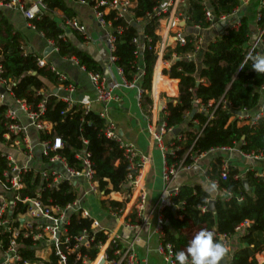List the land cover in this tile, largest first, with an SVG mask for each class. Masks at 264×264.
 <instances>
[{"label":"trees","instance_id":"1","mask_svg":"<svg viewBox=\"0 0 264 264\" xmlns=\"http://www.w3.org/2000/svg\"><path fill=\"white\" fill-rule=\"evenodd\" d=\"M84 1L87 5L94 6L95 0ZM162 1L135 0V6L131 10L133 24L117 19L113 11L105 16V19L111 22L112 29L118 26L122 28L120 34L113 32L115 41L112 54L115 57L114 65L121 69L127 82H132L134 77L139 75V59L142 62L143 69L138 82L143 90L141 104L144 110L151 104L148 92L156 61L155 46L160 41L155 34L158 17L154 16L153 9ZM41 2L45 7L44 12L30 20L34 30L52 43L59 58H74L86 73L103 74L101 65L68 38L64 22L74 18L75 11L64 0ZM239 5V0H184L181 14L185 26L205 30L210 27L205 18V8H209L215 19H218L233 13ZM56 12L61 13L58 20L54 16ZM257 14L258 16L254 17V26L261 32V43L252 51L251 25L254 12L250 8L246 14L241 15L237 29L228 28L220 37L207 42L199 51L195 45L198 37L191 35L185 36L183 46H168L163 60L169 61L170 64L168 69L163 70V75L175 80H169L159 74L160 66H156L155 96L159 91L175 96V85L178 82V96L174 99V104L172 100L166 104L163 121L170 129H180L182 125L186 127L180 129L183 143L177 152L179 157L192 144L195 154L236 146L244 154L264 156V117L258 119L253 126L239 125L232 119L235 113L241 110L253 111L263 98L259 90L264 86V74L252 70L249 57L264 54V0ZM183 29L184 27L180 28ZM70 32L78 43H84L81 35L75 31ZM139 32L143 37V49L136 53L137 47L132 40L139 36ZM188 55H200L198 71L194 60L188 58ZM39 58L41 57L26 51L23 35L12 27L5 13L0 11V82L10 85V97L14 100H24L33 112H38V106L44 102L40 119L51 124L52 128L49 133H39L40 139L52 141L54 137H59L63 148L56 153L65 159L70 168L77 171L81 170L82 163L76 158V154L84 150L89 156L93 180L98 183L99 190L105 195L123 193L127 176L134 171L124 159L119 145L105 137V121L94 112H86L80 104L68 109L65 102L46 95L45 82L57 86L58 80L48 64L42 68L38 67ZM195 100H200L203 105L212 103L209 110H213V114L210 119L208 114L197 111ZM6 109L7 104H0V140H3L2 135L7 132L6 123H11L5 119ZM188 116L190 119L186 121ZM221 161L222 156L212 160L207 177L218 182V192L224 195L214 198L213 209L208 210L211 194L204 186H181L179 193L172 199L174 206L164 211L168 226L164 230L163 243H170L176 254L186 249L189 241L202 229L212 231L216 239L222 240L220 235L233 236L238 225L248 222L249 227L242 235L237 236L239 246L226 256H230L228 264H256L255 256L264 250V175L248 172L244 177L247 181L245 188L243 179L232 166L228 167L226 179L221 180ZM6 170L7 161L0 155V177H3L2 174ZM23 182L25 187L18 192L21 198H34L39 192L43 203L51 201L59 207H65L77 198L75 189L68 182L63 181L57 188H50L37 172L25 173ZM226 194H230V197ZM124 203L102 201L103 207L112 211L123 209ZM26 211L27 206L18 203L13 208L12 215L24 214ZM132 219V222H135L134 216ZM80 222L78 215L71 217L69 236H77L84 229H89V223ZM105 239L102 234H97L95 243L99 240L104 242ZM17 243L28 246L31 242L20 237ZM6 244L7 239L4 241V245ZM19 250L24 260L30 263L38 261L34 258V252L28 248ZM97 252L98 249L94 247L88 254L93 259ZM43 264H56V257L51 255L50 263Z\"/></svg>","mask_w":264,"mask_h":264},{"label":"built area","instance_id":"2","mask_svg":"<svg viewBox=\"0 0 264 264\" xmlns=\"http://www.w3.org/2000/svg\"><path fill=\"white\" fill-rule=\"evenodd\" d=\"M240 5L233 13L221 16L215 19L211 10L205 8V18L210 23V27L218 22L228 21L233 18L234 23L228 28L237 29L240 26V16L238 12L241 10L249 0H239ZM77 3L87 5L84 0H78ZM92 10L96 23L107 30L106 43L110 51L109 62L114 65L115 57L113 56L115 36L113 32L120 34L122 28L120 26L112 29L111 22L105 19L111 11L115 13L117 19H123L128 24H133V14L131 10L135 3L133 0H95ZM184 0H163L156 8L153 9V14L158 17V26L164 21L167 28V37L172 40V47L176 44L183 46L185 44V36L181 33L179 27L181 22H185L181 12L176 11V7L183 4ZM204 4L205 1L203 2ZM263 5L261 0L260 6ZM3 9H17L19 10L28 22L30 28L34 27L30 24V20L41 15L45 7L41 0L36 3L28 5L24 0H0V11ZM164 15V16H163ZM165 18V19H164ZM162 19H164L162 21ZM64 26L69 31H75L82 36L84 42H88L90 37L86 34L85 26L77 19L72 18L64 22ZM198 31L201 28L196 27ZM226 28V30L228 29ZM157 29L155 34H157ZM225 30V31H226ZM259 34V43L260 42ZM142 35L133 38L132 43L137 47V52L143 49ZM149 42V40H147ZM49 46L56 53V49L52 43L48 41ZM202 41L198 38L196 41V50L201 49ZM157 46V44H156ZM156 51V60L162 55L163 49ZM256 45L252 46L251 51ZM166 50L164 51V53ZM164 56V55H163ZM194 55H188L192 58ZM174 57V55H173ZM72 59L75 64L78 62ZM156 62V61H155ZM49 65L50 71L57 77L58 85L51 94L58 100L65 102L68 109L78 105L76 99L70 97H60L61 91L67 95L75 93V87L67 81V76L61 71L57 70L51 63H48L45 58L37 59L38 67H45ZM155 65V64H154ZM79 66V65H78ZM115 66V65H114ZM82 70L84 68L80 67ZM156 68V67H155ZM167 68H160L159 72L163 75V70ZM118 76L121 78L124 86L136 87L138 90V99L141 101L143 90L139 87L140 75L134 77L132 82H127L123 77L121 69L115 66ZM85 71V70H84ZM153 76V71H152ZM88 78L95 94V102L102 105V111L98 116L108 122L105 123L104 135L106 138L115 141L119 148L123 151V157L129 164L134 173L127 176V183L125 190L122 193L120 202H125L129 205L126 209L112 211L108 209L113 217L114 226H103L100 222L94 219L88 211L81 209L78 205L77 198L73 203L67 204L65 207L53 205L51 201L43 203L41 193H37L34 198H21L18 194L25 185L23 182V175L27 172H37L41 179L47 183L50 188H57L63 182H68L74 189L77 185V179H81L89 193L97 195L100 199L109 198L111 196L105 195L103 191L99 190L98 183L93 180V171L89 161L88 154L82 150L76 154V158L81 161L82 168L77 171L70 168L65 159L56 152L63 148L62 141L59 137H54L52 141L40 139L38 143L41 159L46 166L43 170H35L31 166L33 160V148L28 139L29 129L32 127L39 133H49L52 125L40 119L44 111V102L38 106V112H33L24 100L8 101L10 85L5 82H0V104H7L5 112V119L11 121L6 123L7 132L2 135L0 145L3 149L10 150L12 153H6L0 150L1 157L7 161L8 170L4 171L0 177V264H43L50 263V256L56 257V264H149L146 258L138 255V249L141 246L142 239L139 235L138 221L144 220V210L148 200V194L144 189L143 170L149 167L151 159L149 154L139 153L136 147L127 143L121 134L118 133L116 125L108 119L110 103L115 99L113 91L117 89V83L108 82L103 74L88 73ZM152 84V77H151ZM264 88V86L262 87ZM151 90V86H150ZM159 97V96H158ZM173 103V102H172ZM175 103V102H174ZM173 103V104H174ZM194 104L198 107L197 111L208 114V119L212 117L213 110L212 103L203 105L200 100H195ZM86 112L88 107H83ZM166 106L158 109L160 114H163L162 120L158 125L154 124L152 129H149L150 148L156 149L162 158V191L158 197L155 205L156 221L154 226V235L156 236L157 245L155 251L161 256V264H178L175 259V253L170 243H163L164 230L168 226V220L164 216L166 208L174 206L172 199L179 193V188L173 185V182L183 171L190 170L197 161L207 153H219L222 156L221 165V180L226 179L228 171V161L224 158L225 155L237 152L244 159H260L264 158L262 155L254 153L244 154L239 151L238 147H221L211 149L207 153L195 154L192 151V145L185 150L179 157L177 154L180 151V145L183 139L178 135L173 134L174 129L166 127L163 118L165 116ZM155 107H152V111ZM210 111V113H208ZM264 117V108L260 109L257 114H251L250 111L241 110L232 117L233 120L241 125L253 126L257 120ZM181 132V131H180ZM199 135V134H198ZM169 137L168 140L165 139ZM179 143V144H176ZM52 154V155H51ZM21 157V160L18 158ZM171 159V161H170ZM209 184L218 190V182L208 179ZM110 188V187H109ZM230 197V194H226ZM210 201V200H209ZM20 203L27 206V211L24 214L12 215L13 208ZM177 208V206H175ZM78 215L83 224H90L89 229H84L77 236L68 235V227L71 223V217ZM132 217H135L137 222H132ZM249 227L248 222H243L235 228V235L227 236L220 235V238L226 243L229 248V241L232 237L242 235L245 229ZM129 232L131 235L125 238L124 232ZM102 234L105 236V241H98L95 243L96 235ZM29 239L30 245L24 246L17 243L19 238ZM7 239V244L4 241ZM96 247L97 254L92 259L88 251ZM21 248H28L34 252V258L37 262L30 263L24 260L21 256ZM84 250V251H83ZM230 252V249H229ZM228 256H226L227 258ZM71 258V259H70ZM256 264H264V250L255 256ZM228 264V263H226Z\"/></svg>","mask_w":264,"mask_h":264},{"label":"crops","instance_id":"3","mask_svg":"<svg viewBox=\"0 0 264 264\" xmlns=\"http://www.w3.org/2000/svg\"><path fill=\"white\" fill-rule=\"evenodd\" d=\"M28 5L38 2V0H24ZM65 3L71 7L77 18L86 28V34L90 37L88 42L82 44L78 43L73 36V33L69 31L68 38L82 51L87 52L91 55L103 68V75L108 82L117 83V89L113 91L115 99L110 103L108 119L116 125L118 133L121 134L123 139L127 143L133 144L139 153L149 154L150 155V165L143 170V182L144 189L148 194L147 204L144 210V220L136 221L139 224V235L141 236L142 243L138 249V255L142 258H146L149 264H161L162 258L155 251L157 240L154 235V226L156 221V210L155 205L158 200V197L162 191V158L160 153L153 148H150V138H149V129H152L154 124L158 125L162 120L163 114L158 112V109L162 106H166L168 101L174 103V99L178 96V82L175 85L176 94L175 96L169 95V93L164 91H159L155 96L154 94V73L155 67L159 64L160 68L169 67L170 62L163 60L164 51L168 46H172V40L169 39L166 35L167 28L165 22L162 19L161 25L157 29V34L160 36V41L157 43L156 49L159 52L160 49H163L162 55L155 62L153 68L152 84L151 90L148 92V96L151 100V104L147 106L146 110L142 108L141 101L138 99V90L136 87L124 86L121 78L118 76L115 66L109 62L110 51L106 43L107 30L100 27L95 19L94 13L89 5H81L75 0H64ZM166 1V0H165ZM135 3V0H133ZM261 0H249L241 10L238 12L239 16L244 13L246 14L247 9L252 8L254 12L253 24L251 25V44L260 45L259 43V34L260 31L254 26V17L258 16L257 12L260 8ZM184 4V3H183ZM177 5L176 11L181 12V6ZM12 27L20 32L25 40V49L27 52L36 54L39 57L46 59L48 63H51L57 70L61 71L67 76V81L75 87V93L73 95H67L64 91H61L60 97H70L76 99L78 105L82 107H88L89 111L99 114L102 111V105L95 102L94 90L91 86V83L88 78V73L82 70L77 64L73 62L72 59L68 58H59L55 52L49 53L45 57L46 50L50 48L48 41L38 33L36 30L29 27L27 20L23 14L17 9H3L2 10ZM54 16L58 19L61 18V13L56 12ZM140 23V22H138ZM234 23L233 18L229 19L227 22L223 21L219 24H215L205 30L198 29L196 27L184 26V29L181 30V33L184 36H196L202 41L203 47L207 42L214 40V38L220 37L231 24ZM217 25H220L221 28L218 30ZM255 35V37L253 36ZM201 55V54H200ZM200 55L193 56L191 60H194L196 64L197 71L200 69ZM139 75L142 74L143 65L139 59ZM159 74H161L159 72ZM162 75V74H161ZM164 77L166 75H163ZM168 77V76H166ZM169 80H175L168 77ZM46 95H51L55 90L56 86L51 85L48 82H45ZM259 93L262 95L261 103L253 111H250L251 114H257L260 109L264 108V88L259 90ZM159 96V97H158ZM8 101L11 100L10 96L7 97ZM155 109L152 111V107ZM190 117L188 116L186 121ZM108 120H105V123ZM239 124V123H238ZM241 125V124H239ZM180 129H186L185 125H182ZM183 131V130H182ZM28 139L30 145L33 148V160L31 161V166L39 171L43 170L46 166L43 163V160L40 156V151L38 143L40 142L39 132L30 128L28 132ZM169 137L165 139L168 140ZM0 150H3L6 153H12L10 150L3 149L0 145ZM221 155L219 153H207L202 158H200L197 163L188 171H183L179 174L176 180L173 182V185L176 187H181L183 185H202L207 192L211 194V199L214 201L219 195H224V193H219L218 190L214 189L208 182L207 171H210V163L213 159L219 158ZM228 161V165L232 166L239 173V177L244 180L245 175L248 172H253L255 175H264V158L260 159H244L237 152H232L224 156ZM21 160V157L18 158ZM77 193L78 205L81 209H85L90 213V215L98 220L101 225L113 227V217L108 210V208L103 207L102 201H116L120 202L122 193H113L109 198L100 199L97 195L89 193L81 179H77V185L75 188ZM124 208L129 207L127 203H124ZM131 215V220L132 219ZM125 238H128L131 233L124 232ZM230 253L239 246L237 242V237H232L228 243ZM227 263L230 260V256L226 258Z\"/></svg>","mask_w":264,"mask_h":264},{"label":"clouds","instance_id":"4","mask_svg":"<svg viewBox=\"0 0 264 264\" xmlns=\"http://www.w3.org/2000/svg\"><path fill=\"white\" fill-rule=\"evenodd\" d=\"M252 70L264 74V54L250 56ZM229 248L222 240L215 238V234L207 229L198 231L189 241L186 249L176 253L178 264H221Z\"/></svg>","mask_w":264,"mask_h":264},{"label":"water","instance_id":"5","mask_svg":"<svg viewBox=\"0 0 264 264\" xmlns=\"http://www.w3.org/2000/svg\"><path fill=\"white\" fill-rule=\"evenodd\" d=\"M185 25V22H181L180 23V25H179V27H183ZM66 33H68L69 34V30H67L66 31ZM51 52H53V49L50 47V48H48L47 50H46V53L44 54L45 55V57L49 54V53H51ZM3 89H0V93H3ZM192 115H193V113L190 115V117L192 118ZM180 133V129H174L173 130V134L174 135H178ZM243 185H244V187L245 188H247V181L246 180H243ZM213 206H214V201H212V200H210L209 202H208V207H207V209L208 210H212L213 209ZM227 263V260H226V257L221 261V264H226Z\"/></svg>","mask_w":264,"mask_h":264},{"label":"rangeland","instance_id":"6","mask_svg":"<svg viewBox=\"0 0 264 264\" xmlns=\"http://www.w3.org/2000/svg\"><path fill=\"white\" fill-rule=\"evenodd\" d=\"M220 22L216 23V24H219ZM217 29L220 30L221 26L220 25H217ZM255 37V35H253ZM169 102V101H168Z\"/></svg>","mask_w":264,"mask_h":264}]
</instances>
